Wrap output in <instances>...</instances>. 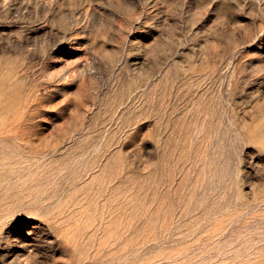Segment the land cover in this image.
I'll return each mask as SVG.
<instances>
[{"label":"rangeland","instance_id":"rangeland-1","mask_svg":"<svg viewBox=\"0 0 264 264\" xmlns=\"http://www.w3.org/2000/svg\"><path fill=\"white\" fill-rule=\"evenodd\" d=\"M0 264H264V0H0Z\"/></svg>","mask_w":264,"mask_h":264}]
</instances>
